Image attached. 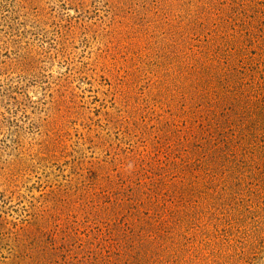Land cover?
Wrapping results in <instances>:
<instances>
[{
	"label": "rangeland",
	"instance_id": "374dc122",
	"mask_svg": "<svg viewBox=\"0 0 264 264\" xmlns=\"http://www.w3.org/2000/svg\"><path fill=\"white\" fill-rule=\"evenodd\" d=\"M0 264H264V0H0Z\"/></svg>",
	"mask_w": 264,
	"mask_h": 264
}]
</instances>
